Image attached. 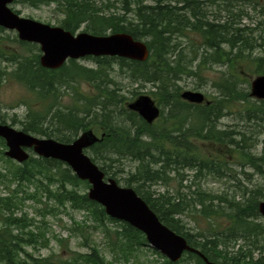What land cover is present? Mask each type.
<instances>
[{
    "label": "trees",
    "instance_id": "trees-1",
    "mask_svg": "<svg viewBox=\"0 0 264 264\" xmlns=\"http://www.w3.org/2000/svg\"><path fill=\"white\" fill-rule=\"evenodd\" d=\"M233 1L14 0L13 5L53 7L57 26L70 33L129 34L146 44L149 56L143 62L87 56L93 68L68 60L59 69L49 70L40 66L36 44L20 41L16 34H9L14 32L0 27V87L14 82L27 91V98L21 102L24 118H10L25 133L70 143L92 129L101 139L86 154L105 179L132 188L162 224L209 262L264 264V221L257 209L264 201L263 188L239 186L236 172L221 154L215 159L203 157L193 144H217L229 153L238 150L247 158L245 166L264 177V138L259 155H255L251 151L256 138L249 136L247 144L244 132L218 127L219 121L238 107L239 119L254 123L250 128L264 123V100L252 98L249 89L252 76L264 75V23L240 25L244 18L251 19L241 7L258 5V0H238L237 8ZM260 5L264 14V5ZM193 36L198 39L196 45ZM185 39L188 51L183 45ZM193 64L198 71L211 64L224 68L219 82L212 85L217 93L210 97L213 102L191 104L180 97L177 81L184 75L198 77L191 70ZM115 66L132 82L153 86L150 94L162 110L153 123L147 124L127 109L121 89L109 77ZM198 79L196 88L204 83ZM82 84L89 88L81 90ZM67 97L70 105L63 103ZM6 121L0 112V124ZM262 125L256 126L259 131L249 133L254 132L255 137L264 134ZM0 145L5 148L1 138ZM0 158L4 161L0 169V264H135L138 253L149 247L140 231L108 217L102 206L90 201L89 184L78 179L65 163L35 156L17 164L4 158L2 152ZM123 160L134 165L132 171L120 168ZM234 164L246 179L244 165ZM186 170L191 174L185 176ZM206 176L217 181L226 177L233 182L217 194L201 185ZM189 178L190 183L184 184ZM158 184L166 188L164 193L152 189ZM27 208L32 209L33 216ZM68 210L86 214L81 222L71 217V226H62L70 236H78V247L85 251L69 248L68 238L50 231L49 216L56 219ZM183 216L195 222L201 219L207 228L190 233ZM220 220L225 223L222 228ZM95 235L100 237L101 247ZM50 237L59 251L51 250L44 256L41 251L51 249ZM105 253L111 261L106 260ZM153 254L161 262L150 264H206L190 252H184L177 262L154 250Z\"/></svg>",
    "mask_w": 264,
    "mask_h": 264
},
{
    "label": "water",
    "instance_id": "water-1",
    "mask_svg": "<svg viewBox=\"0 0 264 264\" xmlns=\"http://www.w3.org/2000/svg\"><path fill=\"white\" fill-rule=\"evenodd\" d=\"M14 0H0V27L16 33L18 40L36 44L40 50L39 64L49 70L59 69L67 60H78L87 56L119 57L143 62L149 51L143 41L133 39L126 33H110L95 36L87 32L70 33L59 26L21 17L11 6ZM250 96L264 100V75L256 76L250 83ZM180 97L192 104L205 101L202 93L184 91ZM127 109L138 114L147 124L153 123L160 114L159 107L147 95H140L127 105ZM0 138L4 140V156L18 164L25 162L31 151L35 156L65 163L81 181L89 184L87 197L103 207L105 214L125 222L140 231L147 245L170 262L180 260L184 252L198 255L209 262L186 240L162 224L132 188L123 187L114 179H105L104 173L91 161L86 150L98 142L92 130L81 133L70 143H61L49 138L16 130L0 124ZM258 213L264 219V201L258 203Z\"/></svg>",
    "mask_w": 264,
    "mask_h": 264
},
{
    "label": "rangeland",
    "instance_id": "rangeland-1",
    "mask_svg": "<svg viewBox=\"0 0 264 264\" xmlns=\"http://www.w3.org/2000/svg\"><path fill=\"white\" fill-rule=\"evenodd\" d=\"M231 1H233V0H231ZM251 1L253 2V0H251ZM259 3L264 5V0H258V5H255V3H253V5H252L250 3V4L244 5V7H241V8H243V10L245 12L248 13V15L250 16L251 19L244 18L241 21L240 25L253 27L257 22H263L264 23V14L262 11H260L261 5L259 6ZM231 4H233L236 8L240 6V4L238 3V0H234L233 3H231ZM119 5L120 4H118V6ZM11 8H12V10L17 11L21 17L30 18V19L36 20V21L44 23V24L57 26V24L55 22V18L58 16L55 14L53 7L42 6L40 8H33V7L23 6L20 4H16V5L12 4ZM260 12H262V13H260ZM240 25H237V26H240ZM6 31L7 32H13V31H8V30H6ZM9 34H16V33L14 32V33H9ZM192 40H193L194 45H196L198 43V39L195 36L192 37ZM187 43H188V39H185L183 42V45L186 46L187 51H188L189 47L187 46ZM254 54H258V52L257 53L254 52ZM76 61L78 62L79 65L86 66L87 68H93V63L90 60H86L85 58H81V59H78ZM191 70L196 71L198 73L197 74L198 77L185 76L184 75L181 78V80L177 81V85H179V87H181V93H183L184 91L200 92L207 99V102H210V101L213 102L214 100L211 99L210 97L215 98V96H217V93H216L215 89L212 88V85L214 84V82H216V83L219 82V80H220L219 77H221V72L224 71V68L218 64H211V65H208L206 67H201V69L198 71L196 69V64H193ZM121 72H123V71H121ZM121 72L118 70V67L115 66V67H113V70L111 71L109 77L113 80V82L116 84V86L121 89V93L123 94V97H125V99L127 100L126 101L127 104L133 102L140 95H147L154 101L156 106L159 107V109H160L159 117H160L161 112H162L161 107L158 105L156 100L150 94V91L153 90L152 89L153 86H151L150 84H146V85L136 84V83L132 82L130 78L126 77L125 74L122 75ZM255 77L256 76H252L250 78L249 82L251 83V81ZM198 78H201L204 83H202L203 84L202 86L196 88V86H197L196 84L200 83ZM79 87L81 90H87L89 88L86 84H82ZM62 92H64V90H62ZM132 94H136V96H131ZM27 96H28V94H27V91L25 90V88L19 84L14 83V82L4 83L0 87V106L2 107L0 109V112H1V114L5 115L7 118L6 125H9L16 130H21V127L18 124H12L11 123L10 118L13 116H15L17 119H21V120L24 118L25 107L22 105L21 102L25 98H27ZM63 103H65V105H70L71 100L68 99V97H67L63 100ZM16 104H18V107L15 109H11V107L15 106ZM236 110H233L231 114L227 113V115L219 121L218 127L220 129L233 130L235 132H244L245 134H247L246 135L247 137L245 136V138H247L246 139L247 144H249V140H248L249 136H252L253 139L256 138L257 144H255V142L252 143V141H251V144H255V147L253 148V151H251V153L255 154V155L256 154L259 155V152L262 149L261 141L264 138V134L259 133L261 135L255 137L254 132L253 133H249V132L259 131V128L256 126L261 127V126H263L262 124H264V123H257L258 125H255L252 128H250L249 126L254 125V123L244 122V121L240 120L239 115H238L239 113ZM90 130H92V129H90ZM39 138H42V137H39ZM193 144L197 148H200L199 152L201 153V155L203 157L207 156V158L215 159L216 154H221L220 157L221 158L223 157V160L225 159L226 161H228L230 163L228 165L230 170L236 172L237 177L235 180H237L236 183L238 182L239 186H245L249 189H251V188L254 189L255 187H262L263 192H264V177L257 174V172L252 167L250 168V166L249 167L245 166L246 165L245 162L247 161V158L243 155H239V151L237 149H236L237 151H234L232 149L233 151L230 150L231 153H229V151L227 149H225L224 146H220L217 144H210V143L197 142V141H193ZM6 149H7L6 146H5V148H3L0 145V152L3 153V156H4V152ZM216 151H219V152L217 153ZM220 151H221V153H220ZM208 156H210V157H208ZM29 157H35V155L32 152H30ZM4 158H6V157L4 156ZM238 162H241L242 165H244L242 170L245 174H247L246 179L243 176L244 174L243 175L239 174L241 172V169L237 168L239 166H236L234 164V163H238ZM121 164L122 165L120 166V168L122 167L124 169V171H126V172L132 171V168L134 167V165L131 162H129L128 160H123L121 162ZM3 165H4V161L0 158V169L2 168ZM233 168H235V169H233ZM186 171L187 172L185 173V176H188V174H191V171H189V170H186ZM227 178H229V177H227ZM190 181H191V178L187 179L184 184H189ZM232 182H233L232 180H226V177L217 181V179L214 176H206L205 178H203V180H201V183H202L201 185L204 187V189L209 190L210 192L222 194V191H225L228 187V184L230 185ZM174 185H175V181L173 183H171V186H174ZM0 189H1V187H0ZM152 189L155 190L156 192L164 193L166 188L163 187L162 185L158 184V185H155ZM26 204H31V203L28 202ZM39 208H41V206H39ZM26 210L28 211L29 216L34 215V213L32 212V209L27 208ZM85 216H86V214L84 212H79V211H75V210L74 211L68 210L67 214L60 213L57 215L56 219L49 216L48 220L50 223V226H49L50 231L52 234H55L59 237L68 238L69 248L74 249V250L80 249L82 251H85V249H81L82 247H78V243H80L78 236H76V235L70 236L68 229L62 227V226H66V227L71 226V223H72V221L70 219L71 217H73L75 221L81 222L82 220L85 219ZM181 218H182V221L185 224L186 228L189 229L190 233H195L198 230H203L204 228H207L206 222L201 220V219L196 220V222H195V220L193 218L184 217V216ZM90 220L91 219H87L88 225H91ZM224 224L225 223L223 220H220L218 223L220 228L224 227L225 226ZM109 226H111V225H109ZM93 238L95 239L96 243L100 247L103 245L101 242V239L98 235L93 236ZM49 246H50L49 248H51V249L42 250L41 254H43L45 256V255L49 254L51 252V250H53L55 252L59 251V247H58L56 241L53 240L52 238L50 239ZM147 249H143L142 251H140L138 253V255L136 257V259H138V260L136 261L135 264H150V262H153L154 260H158V262H161V260L158 259V257L155 254H153V250L151 248L147 247ZM105 256H106L107 261L112 260L111 257L109 255H107V253H105ZM120 264H123V263H120ZM129 264H131V263H129Z\"/></svg>",
    "mask_w": 264,
    "mask_h": 264
},
{
    "label": "flooded vegetation",
    "instance_id": "flooded-vegetation-1",
    "mask_svg": "<svg viewBox=\"0 0 264 264\" xmlns=\"http://www.w3.org/2000/svg\"><path fill=\"white\" fill-rule=\"evenodd\" d=\"M189 103V102H188ZM192 104V103H191Z\"/></svg>",
    "mask_w": 264,
    "mask_h": 264
}]
</instances>
